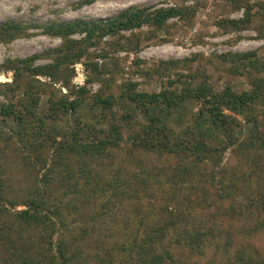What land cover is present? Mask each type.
<instances>
[{"label": "rangeland", "instance_id": "obj_1", "mask_svg": "<svg viewBox=\"0 0 264 264\" xmlns=\"http://www.w3.org/2000/svg\"><path fill=\"white\" fill-rule=\"evenodd\" d=\"M247 2L253 6L252 21L231 23L245 17ZM263 2L247 0L240 5L233 0H0V25L10 22L20 27L14 36L0 37V105H14L9 118L0 116V162L8 167L9 182L16 188V195L25 196L35 172L42 175L52 166L51 160L48 167L41 160L53 155L63 139L44 142L49 138L40 136L39 144L44 147H37L39 154L33 151V162L26 165L20 143L31 138V127L43 119L48 128L57 126L56 131H69L73 123L71 101L83 102L78 108L83 120L103 116L100 125L126 140L138 133L141 125L139 115L135 120L124 117L127 113L135 115L132 104L121 96L128 88L131 92L167 90L187 95L188 88L205 82L216 92L229 87L238 92L253 89L251 82L264 79V71L246 67L243 58L232 55L257 51L264 59V16L257 5ZM169 8L180 12L157 24L154 13ZM138 10L143 14L137 27L115 28L105 34L100 30L88 36L76 26L82 22L108 25L123 14ZM66 45L72 48H65ZM68 49L82 54L62 64L55 62ZM30 57L34 58L31 68L41 66L38 74H15L14 69L7 67L8 61H18L22 68L21 60ZM193 101L192 109L197 110L200 103ZM228 112L241 120L244 128L238 134L245 135L249 123L242 115ZM258 118L264 119V111H259ZM132 149L129 141L114 147L117 163L113 167L106 165L100 171L104 176L82 173L76 179L78 188L88 195L98 187L87 201L90 208L84 211L86 222L79 223L76 215L68 221L67 234L80 231L83 226L92 230L90 235L94 234L85 243L73 245L81 254L78 264H158V253L162 264H247L234 262L235 252H251L252 247H257L264 254L263 207L252 210L243 206L238 211L237 205L225 201L219 204L216 187L200 172L201 167L195 168L192 184L185 183L195 188V195L178 192L171 186L176 168L184 161L167 154L129 152ZM86 152L63 153L62 161L55 163L49 174L46 187L80 163L84 167L94 165ZM130 153L144 164H137ZM38 155L42 156L39 161L34 158ZM234 155L231 150L224 155L229 167L236 163ZM142 169L151 171L147 174ZM248 170L246 164L242 166L239 183L252 188L255 196L261 192L258 197L264 200V177L259 182L245 181L243 173ZM114 177L119 186L110 189L112 195L106 202V193L100 187L114 181ZM170 209L176 214L174 218L166 212ZM247 230L255 232L246 235ZM197 243L198 249L192 246Z\"/></svg>", "mask_w": 264, "mask_h": 264}, {"label": "trees", "instance_id": "obj_2", "mask_svg": "<svg viewBox=\"0 0 264 264\" xmlns=\"http://www.w3.org/2000/svg\"><path fill=\"white\" fill-rule=\"evenodd\" d=\"M233 1L245 5L247 0ZM257 5H259V13L264 16V2ZM245 7V17L240 20H231V23L237 25L252 21L253 6L247 2ZM179 12L180 9L177 8L158 10L153 15L154 21L161 24ZM142 14L143 12L139 10L128 12L123 14L118 21L104 26H98L94 22L92 24L82 22L76 26H79L81 31H86L88 36L96 34L100 30L101 34H105L115 31V28L140 26ZM91 25L93 27H90ZM19 29L18 24L3 23L0 25V37H12ZM261 31L263 34V29ZM65 48L72 47L66 45ZM81 54L82 51L73 54L68 49L67 53L56 57L55 62L62 64L65 60L79 58ZM232 57H241L246 67L248 65L253 69L264 71V59L259 56L257 51L245 52L238 56L232 55ZM32 59L34 58L21 60V63L24 64L22 68L18 65V61L16 63L8 61L7 67L14 69L15 74L20 71H30L31 75L38 74L41 66L31 68ZM251 83L254 88L247 91L238 92L229 87L224 92H216L208 84L202 82L194 88H188L187 91L190 93L187 95H185L186 92L181 95L182 93L167 90L131 92L128 88L126 94L121 96L124 101L132 104L135 115L127 113L124 117L138 119L136 117L139 115L138 122L142 126L139 125L140 131L132 134L126 140L117 132H112L111 129L108 130L101 126L104 122L103 116L93 115L83 120L78 114V108L83 102L71 101L69 103L73 110V123L70 125L69 131H56L59 130L57 126L48 128L44 119L38 121L36 127H31V138H26L20 143L21 150H24L21 154L23 164L33 162V151L39 154L36 150L37 147L39 149L44 147L39 144L40 136L45 135L46 138H49L43 140L44 142L49 140V142L55 143L59 137H62L63 140L56 147L58 150L54 149L53 155L41 160L44 161L43 164L34 161L35 164L47 166L48 160H51L52 166L42 175L35 172L34 178L29 180L31 184L28 185L25 196L16 195V188L14 189L9 182L8 167L0 162V264H78L77 261L79 262L78 258L81 254L72 248L73 245H77V242L85 243L87 238H92L94 234L90 235L89 231L92 230L86 226L87 224L86 227L80 228V231L67 234V231L70 230L68 221L71 215H76L80 218L79 223L86 222L84 211L86 208H90L86 205L87 201H89L90 195L96 193L98 187L92 188L88 195L87 192L78 188L79 182L76 179L82 173L86 176H104V173L100 171L104 170L106 165L111 164L113 167L117 163L114 147H118L126 141H129L133 147L129 152L139 150L161 155L167 154L175 156L180 162L184 161L182 166L176 168L174 184L171 186L175 187V190L178 189V192H185L189 196L195 195V188L190 186L192 184L191 177L195 168L201 167L200 172L216 187L215 196L218 198L219 204L220 201H225L229 205H237L238 211L243 206L247 209L264 208V200L258 197L261 192L255 196L256 192L251 191L252 188L243 186L238 179L239 171L245 164L249 170L243 173H246L243 180L259 182L264 177V165L262 164L264 160V119L258 118L259 111H264V79H256ZM99 101L104 100L100 99ZM192 101L200 103L197 110L192 109ZM13 109V104L0 105V116L5 119L14 111ZM228 111L242 115L249 123L245 135L238 134L244 128L241 120ZM34 118H36V114H34L33 120H35ZM9 130L12 129L9 128ZM10 133H14V131L12 130ZM30 140L33 143L28 145ZM75 150L87 151L86 153L91 156L90 158L95 164L85 165V167L82 165V167L80 163V166H76L70 173H64L57 180L53 179L47 188L49 174L53 173L55 163L62 161L63 153ZM228 150L233 151L236 155V163L232 167L226 165L224 161V155ZM133 154L130 153L129 156L132 157ZM41 157L38 155L34 158L39 161ZM133 159L135 160V156ZM135 161L137 164H144L143 161ZM142 170H146L147 174L151 171V169L149 171H147L148 169ZM86 179L88 178L86 177ZM83 182H85V177L80 183L81 186ZM186 182H190V185L185 186ZM104 183L100 189L106 193L104 197L105 201H108L112 195L110 189L117 188L119 184L116 183L115 177L114 181L109 184ZM85 198L87 199L85 200ZM135 198L138 196L135 195ZM91 200L93 201L94 198ZM19 206H23V208H18ZM234 208L236 207L228 209ZM166 212L171 218L176 216L173 209ZM170 217L168 219L172 220ZM254 232L255 230H247L245 234H254ZM55 236H57L56 239ZM96 240L98 242L99 239ZM249 245L251 244L249 243ZM192 246L198 249L200 244ZM252 248L251 252H235L234 262L264 264V254L258 251L257 247ZM155 257L158 259V264L163 263L159 253Z\"/></svg>", "mask_w": 264, "mask_h": 264}]
</instances>
